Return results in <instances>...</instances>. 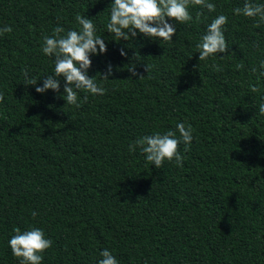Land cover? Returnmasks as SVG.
<instances>
[{
  "label": "trees",
  "instance_id": "16d2710c",
  "mask_svg": "<svg viewBox=\"0 0 264 264\" xmlns=\"http://www.w3.org/2000/svg\"><path fill=\"white\" fill-rule=\"evenodd\" d=\"M209 2L215 12L189 7L193 20L176 23L173 41L129 43L107 32L111 0H0V27L13 28L0 35V264H19L8 241L31 227L53 242L42 264H97L104 249L119 264H264V24L233 14L244 0ZM78 13L108 49L88 70L106 92L80 91L79 108L61 98L63 80L59 94L35 91L54 74L43 37L78 30ZM219 14L234 53L199 61L196 44ZM134 52L143 79L127 71ZM24 70L36 86L25 87ZM177 123L193 129L188 151L178 147L183 167L129 152Z\"/></svg>",
  "mask_w": 264,
  "mask_h": 264
},
{
  "label": "clouds",
  "instance_id": "9594fccd",
  "mask_svg": "<svg viewBox=\"0 0 264 264\" xmlns=\"http://www.w3.org/2000/svg\"><path fill=\"white\" fill-rule=\"evenodd\" d=\"M190 6H199L207 9L208 12H215L216 5L209 0H111L109 19L106 23L107 32L119 41L135 40L138 35L151 40L163 42L173 41L176 35V23L187 24L193 20L189 12ZM236 16L252 18L256 21L255 27L264 24V4L254 3L253 0H244L242 7L232 9ZM203 15L198 12L196 20ZM75 21L79 26L78 30H68L57 25L53 29V35H45L41 52L45 56L54 57V74L43 78L42 86H36L37 80L24 70L25 87L36 86L37 93H45L51 89L60 93L61 80H63L62 99L66 104L80 107L78 93L86 91L92 95H104L106 89L102 84H98L94 76H89L88 70L92 67V56L106 54L107 44L103 37L96 35V26L91 18L77 14ZM171 21V23L169 22ZM228 23V16L217 15L206 26V31L196 44L199 61H206L209 57L220 53H229V47L224 34V26ZM13 28L5 25L0 27V35L11 33ZM63 34V35H62ZM114 40V41H115ZM129 45V44H128ZM127 45V47H128ZM255 46V45H254ZM121 57L128 58V53L122 47ZM224 56H219L223 59ZM133 56L129 58L127 71L131 77L143 79L144 75L137 71V64L133 63ZM139 62V61H137ZM215 71H221L219 64L211 66ZM243 63L237 64L236 68H243ZM144 71L149 72L150 66L144 65ZM252 72L256 73L257 68L253 67ZM102 81H108L113 75V66L108 64L106 71L97 72ZM259 75L264 76V61L260 62ZM251 92H258L256 85L250 84ZM87 99V96L84 97ZM4 94L0 93V102H3ZM258 113L264 115V102L258 106ZM177 132L179 136H177ZM193 129L191 124L177 123L175 130L166 132H155L152 135L143 136L135 140L128 146L130 153H135L137 149L144 155L148 164L155 165L157 169L163 166L167 160L174 161L178 167H183L184 157L178 150L181 143L185 145V152L193 140ZM38 215L33 211L32 216ZM14 235L8 241L12 254L19 259V264H42L43 253L52 246V240L46 238L42 228L31 227L26 231L19 228L14 229ZM101 259L97 264H119L116 257L108 250L100 252Z\"/></svg>",
  "mask_w": 264,
  "mask_h": 264
}]
</instances>
